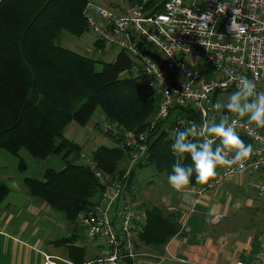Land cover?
I'll return each mask as SVG.
<instances>
[{
	"label": "trees",
	"instance_id": "obj_1",
	"mask_svg": "<svg viewBox=\"0 0 264 264\" xmlns=\"http://www.w3.org/2000/svg\"><path fill=\"white\" fill-rule=\"evenodd\" d=\"M87 2L0 0V148L18 158L20 171L27 167L20 156L22 149L35 159L61 156L62 169L46 168L42 178L24 177L23 183L29 194L65 216L72 235L52 243L66 245L68 257L77 264L87 259L88 252L73 243L77 240L76 220L99 199L101 186L92 169L79 163L82 146L64 136L66 126L71 122L85 126L101 109L107 120L140 132L149 126L156 109V98L147 87L126 74L131 61L125 51L115 52L114 58L106 61L60 44L61 33L77 38L86 33ZM93 44L101 46L103 42L94 40ZM177 114L193 115L188 107L174 108L166 122L171 124ZM106 135L114 144L98 145L92 157L98 169L121 176L118 164L129 158V149ZM175 136L164 123L150 131L144 161L135 163L129 172L130 186L137 167L153 163L169 175L177 161L192 164L189 155L174 153ZM190 185H198L195 175ZM8 193L9 187L0 181V209ZM144 213L145 223L138 236L142 243L163 245L179 232L178 210L152 205L145 206Z\"/></svg>",
	"mask_w": 264,
	"mask_h": 264
},
{
	"label": "built area",
	"instance_id": "obj_2",
	"mask_svg": "<svg viewBox=\"0 0 264 264\" xmlns=\"http://www.w3.org/2000/svg\"><path fill=\"white\" fill-rule=\"evenodd\" d=\"M86 6V33L115 52L128 54L131 65L126 74L138 79L156 98V112L140 132L127 130L117 122L102 123V131L118 139L117 145L129 149L130 167L121 176L98 169L92 155L81 151L79 163L92 169L101 193L76 220L84 239L97 250L95 256L79 264H140L142 253L137 242L145 213L135 204L129 185L131 167L144 161L148 136L157 125L164 123L174 136L193 123L202 126L210 120L215 112L210 106L226 91L236 90L229 73L247 76L259 91H264V0H136L122 11L93 1ZM234 15L238 27L231 31ZM181 107L190 108L193 115L177 114L171 124L166 122L171 110ZM228 121L234 122L246 144L253 145L254 153L243 169L220 166L209 184L189 185L179 192L191 209L203 192L229 176L244 175L256 195L264 198V131L237 114ZM214 139L215 143L219 140ZM43 256V264H58L55 257Z\"/></svg>",
	"mask_w": 264,
	"mask_h": 264
},
{
	"label": "crops",
	"instance_id": "obj_3",
	"mask_svg": "<svg viewBox=\"0 0 264 264\" xmlns=\"http://www.w3.org/2000/svg\"><path fill=\"white\" fill-rule=\"evenodd\" d=\"M91 1L122 11L136 0ZM69 36L62 42L63 47L76 49L82 45L81 37L69 34L66 37ZM71 124L64 130L67 139H70L68 130L76 127ZM101 141L104 143L103 139ZM76 143L81 145L80 141ZM86 144L90 145L91 141ZM13 156L8 151H0V181L9 187L0 209V264H43L44 254L55 257L58 264H67L64 261H72L67 246H57L52 241L71 236V226L61 212L29 194L23 183L24 177L42 178L46 168L59 170L65 163L52 155L44 159L23 155L27 167L20 171ZM29 157L32 172H27ZM180 200L178 197L175 203H171L172 207L176 204L174 210L180 213L179 232L163 245H147L138 239L137 249L142 253L140 264H235L237 261L264 264V198L256 195L247 177L234 176L228 189L214 190L206 197L200 195L199 202L192 209V205ZM139 208L144 211L143 204ZM212 209L223 217L218 223L209 222L208 214ZM77 231L74 245L86 247L87 258L95 256V246L83 238L82 230Z\"/></svg>",
	"mask_w": 264,
	"mask_h": 264
},
{
	"label": "clouds",
	"instance_id": "obj_4",
	"mask_svg": "<svg viewBox=\"0 0 264 264\" xmlns=\"http://www.w3.org/2000/svg\"><path fill=\"white\" fill-rule=\"evenodd\" d=\"M221 8L222 5L218 11ZM207 15L211 17L212 14ZM237 27L234 15L230 30L235 31ZM239 30L243 31L242 28ZM229 75L236 82V90L227 97L226 102L217 101L210 106V110L227 109V112L247 117L250 124L264 128V91H259L256 82L247 76L233 73ZM159 80L163 83L161 74ZM197 137L202 140H196ZM214 138H219L220 141L215 147ZM171 147L174 153L181 156L187 154L192 161L190 165H182L177 161L167 177L170 186L178 192L187 189L194 175L198 184L207 185L217 177V169L220 166L237 165L243 169L244 162L254 153L253 145L246 144L241 139L234 122L229 123L227 119H221L217 123L214 116L206 120L202 126L193 123L183 131H178ZM229 153H234V155L229 156ZM208 215L210 223H218L223 218L216 214L215 209L210 210Z\"/></svg>",
	"mask_w": 264,
	"mask_h": 264
},
{
	"label": "rangeland",
	"instance_id": "obj_5",
	"mask_svg": "<svg viewBox=\"0 0 264 264\" xmlns=\"http://www.w3.org/2000/svg\"><path fill=\"white\" fill-rule=\"evenodd\" d=\"M88 1H91V0H88ZM93 2H97V1H93ZM66 36H67V34L61 33V35H60L61 39L59 40L60 44H63L62 42H64L65 40H68L70 38V36L69 37H66ZM62 37H63V39H62ZM80 39L82 41V45L77 46L75 50L81 52L82 54H86L88 56H92V57H96V58H101V59L106 60V61H110L114 58L115 50L113 48L106 47L104 44L101 46H96L95 44H93L94 43V40H93L94 36L91 33H89V32L85 33L84 36L81 37ZM65 45L69 46L67 44H65ZM97 66H100V65H97ZM232 92L233 91H226L224 93L221 101L225 102L227 100V97ZM221 111L222 110H216L214 112V117H215V120L217 123H219L221 119L229 120L230 117H232L235 114V113H230L228 115H222ZM155 112H156V109H155ZM155 112H154L153 116L150 118V121L154 118ZM105 121L111 122L105 118L101 109H97L94 112L91 120L85 126H80L75 122H71L72 123L71 126L75 125L76 127L72 129V128H70L71 127L70 126L69 127L70 129L68 128L69 129L68 130L69 131L68 137L71 140H72V138H74L75 142L80 141L81 146H82V151H86L85 153L92 155V153H91L92 150H94L98 144L99 145H101V144L113 145L114 144L111 137L106 135L105 131H102V129H101V125ZM93 135H95V136L93 137ZM101 139L104 140L103 141L104 143H101L102 142ZM89 140L91 141L90 145L86 144ZM219 143L220 142H218V144ZM4 150L5 149L2 150V148H0V151L2 153L6 152ZM20 153L22 154L21 157L27 163L26 158L23 155H29V153L25 149H22L20 151ZM52 156H57V157L61 158L60 155L54 154ZM13 157H15V159L18 162V158L16 156H13ZM29 161H30V157L28 158V163H29ZM129 164H130L129 158L119 162L118 168H119V170L122 171L120 173L121 175L124 171L129 169V167H130ZM133 165H132V167H133ZM123 169H125V170H123ZM33 170H34L33 164L30 162L28 165L27 172L28 171L32 172ZM167 177H168V174L166 173V171L159 170L155 166V164H153V163L137 167L136 171H135V176L133 178V183L131 186L133 191H134V201H135V204L137 205V207H139L140 204L141 205L143 204L144 207L145 206L150 207L153 204H155V205L161 206V208L165 211H174V208H175L174 206L176 204H174L172 207L171 203H173V202L175 203V201H177V198L179 197V200H180L181 197H180V193L170 186V184L168 183ZM233 178H234V176L227 177L218 186H216L213 190L205 191L201 195L206 197L207 195H209L214 190L221 191V190L228 189L229 184L231 183V180ZM180 201H182V200H180ZM166 203H167L168 207H166ZM77 230L81 231L82 229L80 227H78ZM76 233L78 234L79 231H76ZM82 233H83V231H82Z\"/></svg>",
	"mask_w": 264,
	"mask_h": 264
},
{
	"label": "water",
	"instance_id": "obj_6",
	"mask_svg": "<svg viewBox=\"0 0 264 264\" xmlns=\"http://www.w3.org/2000/svg\"><path fill=\"white\" fill-rule=\"evenodd\" d=\"M229 113H230V112H227V109L221 111V114H222V115H228Z\"/></svg>",
	"mask_w": 264,
	"mask_h": 264
}]
</instances>
